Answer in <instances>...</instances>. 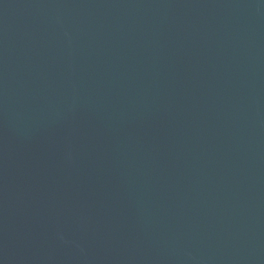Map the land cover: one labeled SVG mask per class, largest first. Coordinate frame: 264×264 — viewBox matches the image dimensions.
<instances>
[{
	"label": "water",
	"instance_id": "obj_1",
	"mask_svg": "<svg viewBox=\"0 0 264 264\" xmlns=\"http://www.w3.org/2000/svg\"><path fill=\"white\" fill-rule=\"evenodd\" d=\"M0 264H264V0H0Z\"/></svg>",
	"mask_w": 264,
	"mask_h": 264
}]
</instances>
